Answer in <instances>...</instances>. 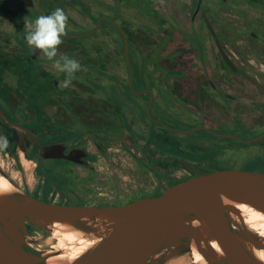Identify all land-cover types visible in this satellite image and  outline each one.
<instances>
[{"label":"flooded vegetation","instance_id":"flooded-vegetation-1","mask_svg":"<svg viewBox=\"0 0 264 264\" xmlns=\"http://www.w3.org/2000/svg\"><path fill=\"white\" fill-rule=\"evenodd\" d=\"M58 7L68 21L54 59L81 65L63 89L66 73L24 39L26 23ZM254 12L264 0H0V159H26L38 177L40 163L53 165L48 201L98 206L219 170L264 173V18ZM54 144L59 155H43ZM8 175L44 193L42 179L30 188Z\"/></svg>","mask_w":264,"mask_h":264},{"label":"water","instance_id":"water-1","mask_svg":"<svg viewBox=\"0 0 264 264\" xmlns=\"http://www.w3.org/2000/svg\"><path fill=\"white\" fill-rule=\"evenodd\" d=\"M0 114L3 115L1 110ZM59 153V145L43 147V155ZM0 172L10 178L1 169ZM10 181L17 185L11 178ZM20 189L22 192L17 194L15 200L0 204V264H44L46 260L40 249L16 242L4 232L2 226L12 232L32 236L29 225L49 230L32 217L82 224L83 217L95 218L101 214L113 217L116 225L111 227L109 237L100 234L103 242L86 255L82 264H167L165 256L156 262L150 260L151 256L175 244L179 246L177 253L189 251V237L201 233L202 229L178 225L196 218L206 220L226 249L225 256L216 257L206 264H264L238 240V233L218 196L219 192H225L264 212V173L219 170L195 177L163 194L145 196L115 206L59 203L40 199ZM175 227L178 232L169 237ZM241 232L255 242L259 240L257 234L250 232L243 222ZM34 238V242H37L38 238Z\"/></svg>","mask_w":264,"mask_h":264},{"label":"bare ground","instance_id":"bare-ground-1","mask_svg":"<svg viewBox=\"0 0 264 264\" xmlns=\"http://www.w3.org/2000/svg\"><path fill=\"white\" fill-rule=\"evenodd\" d=\"M10 178L0 172V204L15 200L17 194L22 192L19 186L10 181ZM218 196L226 208L233 228L238 233V240L252 256L264 263V212L227 193H221ZM32 219L40 226H46L49 229L50 236L45 240L52 247L51 249L36 244L33 236L12 232L4 226L2 229L16 242L40 249L46 259L44 264H82L86 260V255L103 242L102 236L109 237L112 234L111 227L117 222L113 217L103 214L95 218L83 217L82 224L69 220L48 221L35 217ZM242 222L250 232L257 234L259 238L257 242L241 232ZM178 226L200 227L202 232L194 233L189 237V251L177 253L179 246L175 244L170 249H161L154 253L150 259L152 262L165 256L167 264H206L209 260L226 255L223 243L203 218L186 221ZM177 232L175 227L171 230L169 237H173Z\"/></svg>","mask_w":264,"mask_h":264},{"label":"clouds","instance_id":"clouds-1","mask_svg":"<svg viewBox=\"0 0 264 264\" xmlns=\"http://www.w3.org/2000/svg\"><path fill=\"white\" fill-rule=\"evenodd\" d=\"M68 16L61 8H56L49 15H40L34 21L25 24L26 44L33 48L39 49L44 57L48 60H54L57 70L66 73L65 80L59 85L61 89L69 87L74 73L80 70L81 65L78 61L69 58L67 55L57 57V46L63 41L62 36L66 34ZM0 143V148L7 146V140Z\"/></svg>","mask_w":264,"mask_h":264},{"label":"rangeland","instance_id":"rangeland-1","mask_svg":"<svg viewBox=\"0 0 264 264\" xmlns=\"http://www.w3.org/2000/svg\"><path fill=\"white\" fill-rule=\"evenodd\" d=\"M104 1H107L108 3H111V4L113 3V0H104ZM120 2L122 3V1H120ZM122 10H124V9L122 8ZM91 11L92 12H97L95 9H92ZM253 17H262V18H264V12H262V14H260V15L257 14L256 12H254ZM194 58L197 59V60H201V59H204L205 56L204 55H201L200 52H198V55H196V57H194ZM85 75H90V74L88 72H85ZM93 75H95V73H93ZM89 78H90V80H92V84L97 81L95 79V77L93 79L91 77H89ZM84 79L85 78H79V81H82ZM83 84L85 86H87V87H90V86L86 85L85 83H83ZM79 85H82V84L79 83ZM72 90L77 91L78 89L76 90V88L73 87ZM101 90L103 92V91H105L107 89L104 88V89H101ZM119 90H117V91H119ZM114 94H115L114 95L115 97H116V95H118V96L121 95V97H123V95H125V93L122 94V91L121 92H118V94H116V93H114ZM201 123H203L206 128L212 129V130L217 129V127H219L215 123H209V122H205V121H202ZM172 125L174 127H176V128H182V129H187V127H189L186 122H184L183 120L180 121L179 118L178 119L176 118V119L172 120ZM227 129H228V127H227ZM16 162L18 164V161H16ZM16 162L14 163V161H12L11 159H3V160L0 159V169L2 171H4L7 175L10 174L14 179L18 180L19 183L27 182L30 188H33L36 184L37 185L40 184L41 178L38 177L35 174L34 169H33V166L34 165H33L32 162H30V161H28L26 159H23L22 162H20L21 165L19 164L20 167H18V166L16 167ZM145 180L148 183L149 182L151 184L154 183L153 178H151L149 176V174H144L143 175L142 181L144 183H146ZM56 182H58V181L54 180V183H56ZM19 187L22 188L21 187V184H20ZM221 193H225V192H219L218 194H221ZM51 198H57V195L55 193H53L51 195V197L48 196V199H51ZM29 228L31 230L32 236L37 237V238L39 237L38 240H37V242H35L36 244H40L43 248H46V249H51L52 248L49 245V243L45 240V238L47 239L48 236H50L49 230L42 229V228H40L38 226H35V225H29ZM43 241H44V243H43Z\"/></svg>","mask_w":264,"mask_h":264},{"label":"trees","instance_id":"trees-1","mask_svg":"<svg viewBox=\"0 0 264 264\" xmlns=\"http://www.w3.org/2000/svg\"><path fill=\"white\" fill-rule=\"evenodd\" d=\"M49 166V164L40 163L37 168V173L40 175V178L43 180L42 184L38 186V189H43V194L39 195L37 193L32 194L35 197H38L43 200H49V190L53 189V185L58 184L54 183V180L58 181L57 176L54 171V167ZM44 184V185H43ZM44 186V187H43ZM29 227V226H28Z\"/></svg>","mask_w":264,"mask_h":264}]
</instances>
